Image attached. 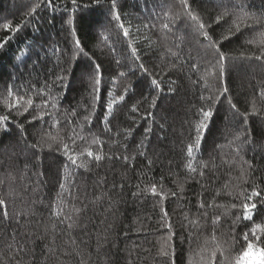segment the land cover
<instances>
[{
  "label": "trees",
  "instance_id": "1",
  "mask_svg": "<svg viewBox=\"0 0 264 264\" xmlns=\"http://www.w3.org/2000/svg\"><path fill=\"white\" fill-rule=\"evenodd\" d=\"M116 3L0 0V264H242L264 252V0Z\"/></svg>",
  "mask_w": 264,
  "mask_h": 264
},
{
  "label": "snow or ice",
  "instance_id": "2",
  "mask_svg": "<svg viewBox=\"0 0 264 264\" xmlns=\"http://www.w3.org/2000/svg\"><path fill=\"white\" fill-rule=\"evenodd\" d=\"M75 2H76V0H73V3H74V4H75ZM97 2H99V0H97ZM182 2L185 4V6H187V0H182ZM112 5H113V9H115V8L117 7L116 0H112ZM113 14H114L115 19H116L117 21H119V20L121 19V17H120L119 14H116L115 12H114ZM193 19H195V17H193ZM242 22H243V21H241V23H242ZM67 23H68L69 25H71V24H72V20L69 18L68 21H67ZM260 23H261L262 26H264V20H261ZM205 26H206V25H205L204 23H201V24L199 25L200 29H204ZM121 27H123V25H121ZM165 27H167V25H165ZM4 28H6V29H10V25H8V24H4ZM234 30L237 31V32L240 31V23H237V24L235 25V29H234ZM232 31H233V29H232V28H229V32L231 33ZM124 34H125V36L128 35L127 30H125V33H124ZM204 35H205V37H206L207 39H209V41L211 40V38L208 36V33H207V32H205ZM227 38H228V37L225 36V39H227ZM76 46H77V48L80 47L78 41H77V43H76ZM212 46H213V45H211V43H210V47H212ZM224 58H225L224 55L221 53V54L219 55V60H224ZM259 58H260V57H257V59H259ZM220 67H221V71H223V65H221ZM65 71H66V70H65ZM96 71L98 72V71H99V68H96ZM121 75H124V74L121 73ZM56 79H57L58 81H62L63 79H65V76L58 75V76L56 77ZM95 83H96L97 85H99L100 80L97 79V80L95 81ZM152 83H153L154 85L157 84V82H156L155 80H153ZM157 87H158V85H157ZM224 92H227V88L224 89ZM124 99H125L124 96H120V97H119V101H123ZM202 99H203V97H202ZM28 103L31 104V101H28ZM112 103H116V101H113ZM112 103H110V104L108 105V112H109V114L112 113ZM154 103H155V101H153V104H154ZM229 103L231 104V100H229ZM232 107L235 108V105L232 104ZM136 110H137V109H136L135 107L132 108V111H133V112H135ZM211 115H212V113H211L210 111H204V112H202L203 121L201 122V124H200L199 127H198V133L207 127V121L210 119ZM6 120H7V117H6V116H0V121H6ZM148 131H151V129H148ZM237 138L239 139V137H237ZM200 144H201V136L198 134V135L196 136V140H195V147H199ZM187 152H188V156L191 157V156H192V153H193V146H190V147L187 149ZM88 155H89V156H92V153L89 152ZM69 159H72V158L69 157ZM95 159H96L97 161H99V160H102L103 157H101V156H96ZM72 163L75 164L76 161H75L74 159H72ZM189 167H191V166H189ZM191 170H192V171H195V169H191ZM152 191H153V194H156V190H155V188L152 189ZM252 207H255V205H253ZM164 215L166 216L167 213L165 212ZM248 218L251 219V216H249ZM69 227H71V225H69ZM165 255H167V253H165Z\"/></svg>",
  "mask_w": 264,
  "mask_h": 264
},
{
  "label": "rangeland",
  "instance_id": "3",
  "mask_svg": "<svg viewBox=\"0 0 264 264\" xmlns=\"http://www.w3.org/2000/svg\"><path fill=\"white\" fill-rule=\"evenodd\" d=\"M242 264H264V252L250 251L246 254Z\"/></svg>",
  "mask_w": 264,
  "mask_h": 264
}]
</instances>
